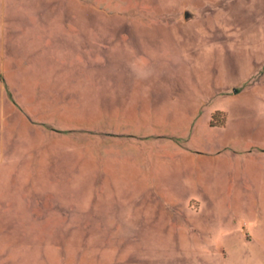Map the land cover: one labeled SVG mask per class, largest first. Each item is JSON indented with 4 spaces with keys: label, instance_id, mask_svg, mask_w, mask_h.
I'll return each mask as SVG.
<instances>
[{
    "label": "rangeland",
    "instance_id": "obj_1",
    "mask_svg": "<svg viewBox=\"0 0 264 264\" xmlns=\"http://www.w3.org/2000/svg\"><path fill=\"white\" fill-rule=\"evenodd\" d=\"M0 264H264V0H0Z\"/></svg>",
    "mask_w": 264,
    "mask_h": 264
},
{
    "label": "water",
    "instance_id": "obj_2",
    "mask_svg": "<svg viewBox=\"0 0 264 264\" xmlns=\"http://www.w3.org/2000/svg\"><path fill=\"white\" fill-rule=\"evenodd\" d=\"M186 17H187V14L185 13L184 18L186 19Z\"/></svg>",
    "mask_w": 264,
    "mask_h": 264
}]
</instances>
